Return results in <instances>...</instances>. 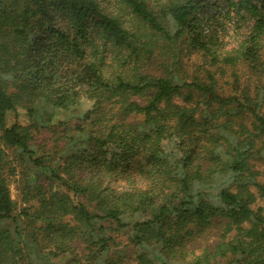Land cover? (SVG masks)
Here are the masks:
<instances>
[{"label":"trees","instance_id":"16d2710c","mask_svg":"<svg viewBox=\"0 0 264 264\" xmlns=\"http://www.w3.org/2000/svg\"><path fill=\"white\" fill-rule=\"evenodd\" d=\"M0 264H264V0H0Z\"/></svg>","mask_w":264,"mask_h":264},{"label":"rangeland","instance_id":"374dc122","mask_svg":"<svg viewBox=\"0 0 264 264\" xmlns=\"http://www.w3.org/2000/svg\"><path fill=\"white\" fill-rule=\"evenodd\" d=\"M15 189H16L15 186L14 185H11V188H10V190H11V196H12V198L14 200H18L19 199V195H18V193H17V191ZM216 239H217V235H216L215 230L214 231H211L209 233L208 237L205 239V242H206L207 246L209 245V248L210 249H212L211 247L217 242ZM202 246H203V244L200 247L201 250L203 249ZM192 248L195 249V248H197V246L195 244H193Z\"/></svg>","mask_w":264,"mask_h":264}]
</instances>
